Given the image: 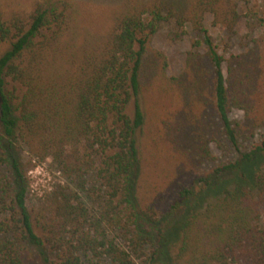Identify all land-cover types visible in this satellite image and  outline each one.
<instances>
[{"label": "trees", "instance_id": "obj_1", "mask_svg": "<svg viewBox=\"0 0 264 264\" xmlns=\"http://www.w3.org/2000/svg\"><path fill=\"white\" fill-rule=\"evenodd\" d=\"M242 3L195 0L187 16L127 0L105 36L80 34L73 0L0 11V264H264V100L205 27L211 17L233 31ZM247 18L264 28V17ZM170 21L201 35L178 78L152 48ZM147 78L176 97L162 131L184 167L213 164L165 207L140 184ZM213 147L231 158L217 163ZM48 159L78 192L59 189L33 219L26 174Z\"/></svg>", "mask_w": 264, "mask_h": 264}, {"label": "rangeland", "instance_id": "obj_2", "mask_svg": "<svg viewBox=\"0 0 264 264\" xmlns=\"http://www.w3.org/2000/svg\"><path fill=\"white\" fill-rule=\"evenodd\" d=\"M38 0H0V11L11 12L32 9ZM78 8V31L80 34L105 36L113 24L114 13L127 0H73ZM163 6L174 10L181 15H190L195 0H154ZM240 24L233 31L221 32L211 26V17H207L205 27L218 47L219 53L234 65L239 56L244 62L245 70L257 79V95L264 100V28L252 24L247 14H258L264 17V0H249V3L240 4ZM82 41V38H79ZM201 41L199 32L188 29L186 32L178 31L176 23H164L159 33L152 41V48L163 53L168 61V75L178 78L186 74V65L189 52L194 49V43ZM201 53L205 47L198 49ZM207 63L206 58L203 59ZM254 66V67H253ZM228 64H224L226 73ZM149 77V73H146ZM143 106L147 117V124L140 137L141 179L143 194L147 199L158 200L165 207L175 197L179 184L193 186L196 176H206L213 164L201 163L192 160L190 167L185 168L184 157L174 151L172 143L164 140L162 120L164 112L176 107L175 96L167 93L162 85L145 79ZM179 108V107H178ZM238 119L243 113L235 112ZM213 131V130H212ZM220 152L213 147L217 163L225 162L231 158L228 150ZM31 161L27 153H23V168L28 167ZM185 166V167H184ZM185 168V169H183ZM29 182L28 207L34 218L41 215L53 193L61 188L70 192H78L76 185L66 179L48 159L43 162L32 160V166L27 171ZM83 196V195H81ZM84 264H91L86 261Z\"/></svg>", "mask_w": 264, "mask_h": 264}]
</instances>
